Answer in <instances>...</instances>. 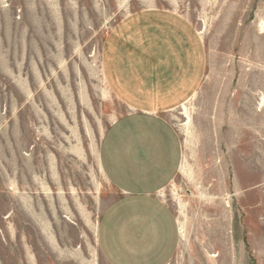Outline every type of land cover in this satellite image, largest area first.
I'll return each mask as SVG.
<instances>
[{
  "label": "rangeland",
  "instance_id": "1",
  "mask_svg": "<svg viewBox=\"0 0 264 264\" xmlns=\"http://www.w3.org/2000/svg\"><path fill=\"white\" fill-rule=\"evenodd\" d=\"M150 9L187 19L205 52L198 90L166 115L168 264H264V0H0V264H106L98 224L118 192L99 148L124 108L102 47Z\"/></svg>",
  "mask_w": 264,
  "mask_h": 264
},
{
  "label": "crops",
  "instance_id": "2",
  "mask_svg": "<svg viewBox=\"0 0 264 264\" xmlns=\"http://www.w3.org/2000/svg\"><path fill=\"white\" fill-rule=\"evenodd\" d=\"M102 73L124 111L100 141L101 170L118 192L98 224L100 254L106 264H168L179 231L158 194L178 173L180 143L166 115L202 82V40L175 12L130 14L103 43Z\"/></svg>",
  "mask_w": 264,
  "mask_h": 264
},
{
  "label": "bare ground",
  "instance_id": "3",
  "mask_svg": "<svg viewBox=\"0 0 264 264\" xmlns=\"http://www.w3.org/2000/svg\"><path fill=\"white\" fill-rule=\"evenodd\" d=\"M263 30V28H261Z\"/></svg>",
  "mask_w": 264,
  "mask_h": 264
}]
</instances>
